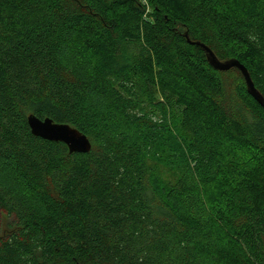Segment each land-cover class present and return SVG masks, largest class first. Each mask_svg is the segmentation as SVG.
Returning <instances> with one entry per match:
<instances>
[{
    "label": "trees",
    "instance_id": "16d2710c",
    "mask_svg": "<svg viewBox=\"0 0 264 264\" xmlns=\"http://www.w3.org/2000/svg\"><path fill=\"white\" fill-rule=\"evenodd\" d=\"M191 41L264 96V0H0V264H264V106Z\"/></svg>",
    "mask_w": 264,
    "mask_h": 264
},
{
    "label": "water",
    "instance_id": "95a60500",
    "mask_svg": "<svg viewBox=\"0 0 264 264\" xmlns=\"http://www.w3.org/2000/svg\"><path fill=\"white\" fill-rule=\"evenodd\" d=\"M191 42L201 46L206 51L208 60L215 68L219 70H229L233 67L239 68L245 77L250 93L264 106V96L260 91H258V89H256L251 75L245 65L236 59L221 61L208 45L199 41ZM28 122L34 135L47 140L64 142L68 146L71 153H85L89 152L92 148V143L88 136L70 124L57 123L51 118L41 119L34 114L29 115Z\"/></svg>",
    "mask_w": 264,
    "mask_h": 264
},
{
    "label": "rangeland",
    "instance_id": "374dc122",
    "mask_svg": "<svg viewBox=\"0 0 264 264\" xmlns=\"http://www.w3.org/2000/svg\"><path fill=\"white\" fill-rule=\"evenodd\" d=\"M221 57L224 56L223 52L217 49L216 51ZM223 78L226 83V87L229 91H233L237 85L243 80L242 75L236 69H231L223 72ZM148 101V100H147Z\"/></svg>",
    "mask_w": 264,
    "mask_h": 264
}]
</instances>
